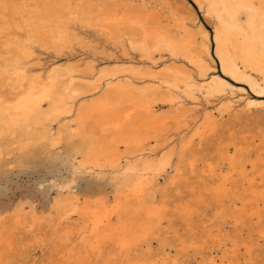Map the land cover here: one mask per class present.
<instances>
[{
    "label": "bare ground",
    "instance_id": "obj_1",
    "mask_svg": "<svg viewBox=\"0 0 264 264\" xmlns=\"http://www.w3.org/2000/svg\"><path fill=\"white\" fill-rule=\"evenodd\" d=\"M194 1L211 18L210 35L193 20L188 25V18H180L172 8L166 10L171 23L164 24L159 16L164 4L158 0H0V139L8 134L17 141L16 130L36 127L28 140L43 143L45 148L75 141L70 151L76 161L74 173L103 175L109 171L115 181L110 202L107 197L90 199L103 192L87 198L72 194L69 184L74 179H70L60 185L66 194L55 197L45 217L37 218L32 208L26 212L21 204L0 215V235L11 227L6 215L15 228L45 220L55 232L68 227L77 215L85 222L76 236L86 235L81 243L87 247L93 242L101 249L110 241L129 254L140 244L150 245L151 236L167 217L161 201L167 188H158V180L172 167L175 156L171 141L156 148H147L144 141L145 132L168 124V118L157 114L160 103H170L178 111L186 98L195 102L196 94L203 93L206 99L219 96V115L234 111L225 108L221 99L230 91L226 80L209 76L211 64H215L211 45L224 76L244 81L254 92L264 94V0ZM82 29L107 37L114 47L122 48L123 57L110 59L105 67L87 63L79 68L72 62L74 56L66 54L67 34ZM196 29L201 33L199 40ZM126 48L141 58L128 56ZM42 54L46 60L41 63ZM165 55L173 60L170 64L164 63ZM121 74L128 77L119 78ZM246 106L249 110L257 105ZM139 116L142 120L136 125ZM216 117L212 111L206 112L202 122L195 118L194 126L200 123L198 130L211 133ZM7 153L5 144H0V160ZM227 154L225 149L221 156ZM177 158L170 184L177 183L183 166V153ZM236 158V154L230 157L228 171L207 191L216 200L229 198L235 192V176L242 178L248 185H242V196L236 193L232 200L235 205L241 203L240 212L252 217L258 210L247 209L246 202L256 205L264 197V172L255 176V164L248 158ZM195 165L190 164L193 169ZM216 171V165H210L207 177L213 179ZM185 213L190 216L192 211L187 208ZM166 245L170 243L160 249L163 259L137 257L127 264H171ZM70 258L69 254L67 260ZM3 260L0 253V264H6ZM74 261L92 264L89 258ZM210 263L223 264L215 259Z\"/></svg>",
    "mask_w": 264,
    "mask_h": 264
},
{
    "label": "rangeland",
    "instance_id": "obj_2",
    "mask_svg": "<svg viewBox=\"0 0 264 264\" xmlns=\"http://www.w3.org/2000/svg\"><path fill=\"white\" fill-rule=\"evenodd\" d=\"M158 1L164 4L159 11L164 24L171 23L167 14L172 8L180 18H188V25L191 24L189 20H193L209 35L212 33L211 18L200 10L194 0ZM196 32L199 40L201 33H198V29ZM100 34H94L90 29L67 34L66 54L74 56L72 62L79 65V68L87 63H92L95 68L105 67L110 59L123 57L122 48L114 47L107 37ZM127 53L128 56L141 58L132 50L127 49ZM210 53L215 64H211L209 76L219 75L226 80L230 91L221 99L225 102V108L230 106L234 111L219 115L216 112L220 106L216 103V97L219 96L206 99L203 93L196 94L195 102L186 98L184 106L178 111L170 103H160L157 114L160 118H168V124L145 132L144 141L147 148H156L162 142L171 141L175 156L172 167L158 180V188H167V196L161 199L165 203L167 217L151 236L150 245L146 244L150 249L143 243L128 254L110 241L101 249L95 247L93 242L87 247L81 243L87 236H76L79 227L85 222V219L77 215L72 216L68 227L57 232L45 220H38L25 228H15L10 215H6V222L11 227L4 229L0 235V253L6 264H75L76 258H89L92 264H127L128 259L137 257L163 259L160 249L165 243H170L164 249L170 254L168 262L171 264H211V259L223 264H264V197L256 205H248L246 202L247 209L258 210L257 215L249 217L239 211L243 209L241 203L236 201L235 205L232 200L236 199L232 196L236 193L242 196V185L244 188L248 185L242 178L235 176L232 188L235 192L229 198L216 200L207 191L217 186L222 174L228 171L232 155L236 154L237 160L248 158L249 162L255 164L252 170L250 164L246 163L248 171L255 172V176L264 172V94L254 92L244 81L224 76L214 57L212 45ZM41 58L42 63L46 55L42 54ZM165 60L164 63L168 64L173 61L168 55H165ZM185 68L191 69L187 65ZM125 77L128 76L119 78ZM251 102L257 106L248 110L246 105ZM211 111L217 116L215 130L202 133L201 129L198 130L200 123L194 126V120L199 117L202 122L203 114ZM141 120L139 116L136 125ZM57 126L55 124L53 128ZM187 126H190L187 130L184 128L175 132ZM33 129L36 127L16 130L17 141L8 134L0 139V144L4 143L8 149L7 155L0 160V215L8 214L15 205L21 204L26 212L32 208L37 218L45 217L55 197L60 193L66 194L60 185L69 183L70 179H74L69 184L72 194L83 198L103 192L102 196L90 199L107 197L110 202L113 201L115 181H112L109 171L103 175L94 171L75 174L76 161L70 153L75 141L66 140L58 147L45 148L43 143L28 140ZM38 130H41L39 126ZM196 133L200 135H194ZM11 141H15V144H11ZM225 149L228 154L222 157L221 153ZM181 153L184 155L183 166L179 168L177 183L170 184L168 179L176 174L174 166ZM191 162L196 163L194 169L190 166ZM210 165H216L217 168L213 179L207 177ZM257 182L261 183L259 180ZM157 197L160 199L159 194ZM187 208L192 211L190 216L185 215ZM69 254L71 258L67 260Z\"/></svg>",
    "mask_w": 264,
    "mask_h": 264
}]
</instances>
